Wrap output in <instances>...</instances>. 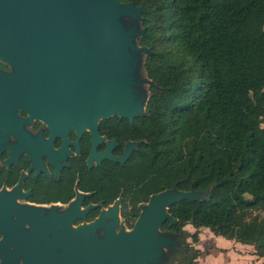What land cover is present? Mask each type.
<instances>
[{
	"label": "trees",
	"instance_id": "obj_1",
	"mask_svg": "<svg viewBox=\"0 0 264 264\" xmlns=\"http://www.w3.org/2000/svg\"><path fill=\"white\" fill-rule=\"evenodd\" d=\"M132 1L145 8L138 41L151 47L143 64L152 79L145 113L101 118L117 123L121 140L141 139L116 167L125 213L147 198L154 178L146 171L173 153L160 189L203 192L171 203L176 220L160 223L181 242L171 264L195 263L199 253L185 238L186 222L193 233L200 225L233 229L264 255V0Z\"/></svg>",
	"mask_w": 264,
	"mask_h": 264
},
{
	"label": "water",
	"instance_id": "obj_2",
	"mask_svg": "<svg viewBox=\"0 0 264 264\" xmlns=\"http://www.w3.org/2000/svg\"><path fill=\"white\" fill-rule=\"evenodd\" d=\"M144 9L132 0H0V51L15 60L16 97L47 118L90 124L93 144L101 138V118L117 114L132 120L145 113L152 79L143 68L151 47L138 41L145 31ZM134 145L127 141L119 156L107 150L100 155L122 162ZM202 192L159 189L141 204L130 228L114 230L117 203L87 223L68 219L50 237L38 224L26 237H15L21 262L4 250L5 258L11 256L14 264H163L179 243L160 228L165 219L176 220L168 206ZM107 215L111 222L103 221Z\"/></svg>",
	"mask_w": 264,
	"mask_h": 264
},
{
	"label": "flooded vegetation",
	"instance_id": "obj_3",
	"mask_svg": "<svg viewBox=\"0 0 264 264\" xmlns=\"http://www.w3.org/2000/svg\"><path fill=\"white\" fill-rule=\"evenodd\" d=\"M17 93L15 60L0 51V264H14L11 256L5 258L4 250L21 262L15 237H26L38 224L45 226V236L50 237L60 233L68 219L73 225L87 223L117 203L114 230L130 228L141 204L160 189L153 188L152 181L147 198L137 200L133 207L129 204L125 213L124 178L116 167L125 164L141 139L121 140L115 134L117 123L100 119L101 138L93 144L90 124L58 120L54 115L47 118L17 98ZM127 141L135 145L122 162L100 155L103 150L122 155ZM112 219L107 215L103 221ZM96 230L103 235L102 228ZM36 238L42 239L40 231ZM178 244L169 249L164 264H171Z\"/></svg>",
	"mask_w": 264,
	"mask_h": 264
},
{
	"label": "crops",
	"instance_id": "obj_4",
	"mask_svg": "<svg viewBox=\"0 0 264 264\" xmlns=\"http://www.w3.org/2000/svg\"><path fill=\"white\" fill-rule=\"evenodd\" d=\"M184 227L188 229L187 240L199 250L195 263L191 264H259L264 260L252 242L237 240L233 229L214 232L200 225L193 233L195 227L191 222H186Z\"/></svg>",
	"mask_w": 264,
	"mask_h": 264
},
{
	"label": "rangeland",
	"instance_id": "obj_5",
	"mask_svg": "<svg viewBox=\"0 0 264 264\" xmlns=\"http://www.w3.org/2000/svg\"><path fill=\"white\" fill-rule=\"evenodd\" d=\"M135 40H136V38H135ZM261 124L264 125V115L262 116ZM174 160H175V155L173 153L163 155V156H161V158H159V160H157V162L152 167H150L146 171V173L148 175H150V174L153 175L154 180L151 184V186L153 188H160L163 185L164 174L170 168V165L172 164V162ZM184 228H186V227H184ZM163 261H165V259ZM163 264H164V262H163Z\"/></svg>",
	"mask_w": 264,
	"mask_h": 264
}]
</instances>
